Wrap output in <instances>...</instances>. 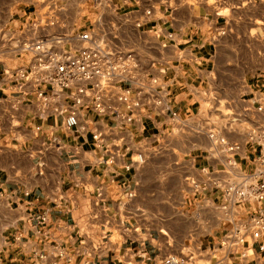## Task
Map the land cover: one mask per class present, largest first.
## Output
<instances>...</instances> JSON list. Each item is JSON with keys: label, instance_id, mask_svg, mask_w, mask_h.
Masks as SVG:
<instances>
[{"label": "crops", "instance_id": "1", "mask_svg": "<svg viewBox=\"0 0 264 264\" xmlns=\"http://www.w3.org/2000/svg\"><path fill=\"white\" fill-rule=\"evenodd\" d=\"M41 1L0 0V259L6 264H160L173 252L164 245L172 246L171 233L186 219L188 203H197L195 196L202 195L201 202L208 199L222 208L226 201L218 184L239 180L264 154V0H61L68 9L65 31L87 28L99 18L105 25H120L124 44L138 54L144 72L159 75L169 88V104L181 121L154 115L132 126L127 138L132 152L141 146L151 153L145 164L131 170L123 164L130 162L132 152L108 167L69 163L65 151L47 150L48 132L70 146L80 145L86 156L92 153L91 138L67 132L61 118L35 117L33 104L3 78L4 67L28 61L27 55L7 56L10 36L30 23L43 7ZM151 6L156 9L147 18ZM206 102H212L207 115ZM221 108L242 117L259 134L237 140L239 169L228 166L210 137L219 129L205 117L224 115ZM200 113L201 124L211 129L188 124ZM38 125L43 132L36 130ZM205 134L206 145L198 140ZM178 172L188 184L192 178L210 187L196 192L189 185L175 195L172 177ZM130 189L136 193L133 198L125 196ZM256 206L229 204V216L212 215L210 223L226 232L207 234L213 241L220 237L209 247L218 251L211 264H264L257 248L244 258L221 247L228 230ZM44 210L48 221L41 226L36 216ZM187 222L199 226V217ZM199 240L196 264H203L207 255L202 236ZM187 241L180 245H192ZM142 244L145 257L135 253Z\"/></svg>", "mask_w": 264, "mask_h": 264}, {"label": "built area", "instance_id": "2", "mask_svg": "<svg viewBox=\"0 0 264 264\" xmlns=\"http://www.w3.org/2000/svg\"><path fill=\"white\" fill-rule=\"evenodd\" d=\"M102 1L93 2L101 4ZM41 3L43 7L19 35L10 36L8 49L27 55V63L4 67L2 76L21 92L22 99L33 104L35 117L61 118L67 132L89 134L92 146V153L86 156L80 145L70 146L60 135L48 132L47 150L65 151L69 163L109 167L132 152L127 143L130 128L143 117L169 115L180 123L181 118L169 104L167 84L159 75L144 72L138 54L124 44L120 25H105L99 18L87 28L65 31L66 5L61 0H42ZM155 9V6L149 7L146 17L152 16ZM159 73L163 70L159 69ZM259 109L262 110V106ZM36 130L43 132V126H36ZM210 137L220 147L228 166L239 169L235 156L241 144L216 132H211ZM150 153L137 147L131 153L130 162L123 164L124 169L141 167ZM40 163L44 166L43 161ZM240 176L239 180L218 184L217 187L223 188L226 201L222 208L228 210L229 204L239 206L246 202L257 206L244 222L228 230L221 247L227 254L244 258L254 248L264 255V154L256 159L251 172ZM189 181L196 192L210 187L206 181L205 184L192 178ZM102 194L99 188V198ZM135 195L132 189L125 192L127 198ZM36 221L45 226L48 211L38 214ZM143 246L135 252L141 257L147 255ZM197 254L200 252L183 248L163 256L160 264H196ZM0 264L6 263L0 259Z\"/></svg>", "mask_w": 264, "mask_h": 264}, {"label": "rangeland", "instance_id": "3", "mask_svg": "<svg viewBox=\"0 0 264 264\" xmlns=\"http://www.w3.org/2000/svg\"><path fill=\"white\" fill-rule=\"evenodd\" d=\"M221 12H223V9H220ZM9 32L5 31V34L7 35ZM13 34V33H12ZM16 36L19 35V32L15 33ZM17 53L14 51H11L7 54V56H13L16 57ZM142 57V56H141ZM143 60V59H142ZM145 63H148L147 60H144ZM143 61V62H144ZM222 105V104H221ZM212 106V102H206L203 105V113L205 115H207V111L210 109V107ZM223 107V106H222ZM222 112L224 115H213L214 117H205V120L208 119L210 125L214 124V128L219 129V132H216L217 134H220L221 136H225L228 139H232L233 141H237V140H245V135H249L250 133L251 136L256 139L258 138L259 134L257 132H252L250 130V127L248 125V123L245 122V120L240 117L239 115H230L227 114L228 111L225 110L224 108H221ZM194 114H195V110L193 109ZM202 114L200 113V116H193L191 119L188 120V124L190 126H194V125H199L200 127L203 125L204 126V131L211 129L212 126L207 125L208 123H203L201 124V116ZM198 122V123H197ZM216 129V130H217ZM249 133V134H248ZM244 137V139H243ZM189 138V136L187 137ZM199 141H202L204 145H206L207 139H206V134L200 135L198 138ZM180 172H178L177 174H174V176L172 177V191L173 193H175V195H177L178 193H181L182 190H189L191 186V184H188V182L184 179V177L179 175ZM190 183V181H189ZM191 189H193L191 187ZM194 190V189H193ZM197 198V203H194V200H192L191 202L188 203V209L189 212H185L184 215L186 216V219L181 220V227L179 229H177L176 231H174L173 233H171L172 238L169 239L170 243L172 244V246H169L168 243L164 245V247H169L168 251H173V252H179V250H181V248H186V249H190L194 252H196V246H198V244H200V240L199 237L202 236L203 238V248L206 249L205 254L207 255V258L204 260L203 264H211V257L213 256V254L217 253L218 251H212L209 247H214V243L220 240V237L215 238L216 241H213V237L211 236L209 238V235H217L215 233V231L219 230V234L220 236H222L225 231H222V229H218L216 226H213L210 222H211V217L212 215H216V214H222V216H229L230 215V211L231 210H227L220 208L217 204H213L210 203L208 201V199H205V202H201L202 200V195H197L195 196ZM182 212V211H181ZM218 212V213H217ZM195 216L199 217V226L193 227L191 225V223H188L187 220L189 219H194ZM189 218V219H188ZM208 223L206 226L204 225L205 223ZM223 226V225H222ZM227 226V225H226ZM188 239L187 243H192V245H188V246H183L180 245V243H183L184 240ZM191 241V242H190ZM218 245H216L217 247Z\"/></svg>", "mask_w": 264, "mask_h": 264}]
</instances>
